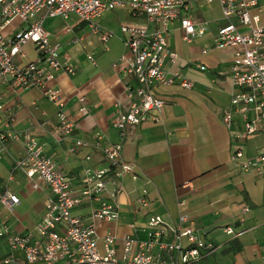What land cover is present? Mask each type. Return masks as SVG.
Wrapping results in <instances>:
<instances>
[{
    "label": "crops",
    "instance_id": "crops-1",
    "mask_svg": "<svg viewBox=\"0 0 264 264\" xmlns=\"http://www.w3.org/2000/svg\"><path fill=\"white\" fill-rule=\"evenodd\" d=\"M256 1L261 7L260 22L264 24V0ZM250 11L254 13L256 9ZM187 16L208 24L204 34L186 43L179 21L175 20L169 23L166 37L180 58L171 69L180 64L182 72L192 80V88L184 89L176 83L154 88V93L165 100L162 122L130 126L123 139L113 124L131 100L126 93V76L112 64L126 52L121 24L142 19L124 10L104 13L98 22L113 34L105 43L74 15L43 20L51 42L60 45L59 61L74 69L73 73L57 72L50 84L60 88L63 110L75 128L67 136L56 133L58 107L39 88L0 84V136H6L0 138V196L7 189L19 198L11 210L0 203V231L17 235L33 232L51 194L46 186L34 187L25 173L15 167L26 154L25 135L39 142L75 195L83 187L86 167L106 166L97 142H121V160L134 164L136 178L125 174L119 180L118 218H94L92 212L98 202L93 199L84 200L73 210L85 225H93L101 252L103 237L112 235L115 257L121 261L123 237L130 233L144 239L149 217L158 216L172 223L185 215L197 234L216 246V250L192 264H264V174L244 172L233 167L230 159L237 149L244 157H255L264 149V134L242 136L245 121L241 106L233 113L229 127L222 122L220 109L229 104L238 88L231 79L232 50L216 48L212 42L223 22L219 4L216 0H192ZM22 26L14 20L4 33L10 35ZM36 56L34 45L27 42L23 56H17L16 61L26 63ZM200 65H205L206 70H200ZM79 97L84 98L83 103ZM81 106L85 110L80 111ZM247 115L251 116V111ZM13 133L18 138L8 136ZM76 140L84 144L71 150ZM142 195L147 201L145 206L137 203ZM245 206L248 211L242 212ZM227 226L237 235H227ZM5 237L0 236V263L10 256L21 262L22 251L12 249Z\"/></svg>",
    "mask_w": 264,
    "mask_h": 264
},
{
    "label": "built area",
    "instance_id": "built-area-1",
    "mask_svg": "<svg viewBox=\"0 0 264 264\" xmlns=\"http://www.w3.org/2000/svg\"><path fill=\"white\" fill-rule=\"evenodd\" d=\"M192 0H0V84H10L18 88L37 87L44 97L58 107L56 133L67 136L72 133L75 123L63 110L64 99L60 88L50 82L57 72L73 73V67L59 61L60 45L52 43L42 22L46 17L68 19L71 15L87 24L90 31L102 42H107L112 32L101 27L100 17L113 10H124L141 21L123 23L126 52L113 64L120 67L126 76L125 88L130 105L121 112L114 122L118 135L124 138L126 129L151 121L162 122V109L165 100L154 93L158 86L178 84L191 89L193 82L181 70L171 66L179 63L178 53L167 42V29L170 22L178 20L183 30L182 39L190 43L207 29V23H197L187 16ZM212 3L214 0H206ZM221 8L223 22L212 36L216 48L232 50L231 79L238 92L234 93L227 106L220 109L222 122L229 127L233 113L242 107L244 131L242 136L255 133L264 134V24L260 22L261 7L256 0H216ZM251 8L256 12L252 13ZM14 20L23 26L10 35L4 33ZM80 38H78V41ZM31 42L36 50L35 60L18 63L17 56H23V46ZM206 53V50H202ZM88 59L92 57L88 55ZM206 70L205 65L198 67ZM83 103L84 98L79 97ZM3 108L0 96V109ZM85 110L84 106L80 111ZM247 111L252 115L248 116ZM9 120H13L9 116ZM16 139L18 135L9 134ZM6 136H0L4 139ZM25 157L15 163L32 181L34 187L46 186L50 196L45 203L44 213L33 228L25 235L6 234L0 236L12 249L22 251V261L11 256L1 264H192L204 254L216 250L214 243L204 240L190 225L187 216L181 215L178 221L166 223L158 216H151L146 226V237L139 239L128 233L122 240V260L115 257L112 247L114 237L105 235L102 239L103 252L98 248L92 224L85 225L73 213L84 200H95L98 207L92 216L99 220L113 221L118 218L117 195L119 180L125 174L133 179L134 164L121 160L122 143L101 145L97 142L106 166L86 167L83 171V187L79 194H73L70 183L46 156L39 142L29 135L24 138ZM84 144L76 140L74 150ZM90 157L87 156V159ZM231 164L244 172L264 174V149L255 157H244L241 150L231 154ZM145 194V190H143ZM106 196V197H105ZM16 194L5 189L0 203L8 210L18 204ZM141 206L147 204L144 195L137 199ZM245 206L242 212H247ZM187 224V226H183ZM134 228L133 224H130ZM227 235L237 233L232 227L224 228ZM36 235V236H34Z\"/></svg>",
    "mask_w": 264,
    "mask_h": 264
},
{
    "label": "rangeland",
    "instance_id": "rangeland-1",
    "mask_svg": "<svg viewBox=\"0 0 264 264\" xmlns=\"http://www.w3.org/2000/svg\"><path fill=\"white\" fill-rule=\"evenodd\" d=\"M43 28H44V30L46 31L45 27H43ZM35 225H36V224H35ZM35 225H34V227H35ZM34 227H33V228H34Z\"/></svg>",
    "mask_w": 264,
    "mask_h": 264
},
{
    "label": "trees",
    "instance_id": "trees-1",
    "mask_svg": "<svg viewBox=\"0 0 264 264\" xmlns=\"http://www.w3.org/2000/svg\"><path fill=\"white\" fill-rule=\"evenodd\" d=\"M1 264V263H0Z\"/></svg>",
    "mask_w": 264,
    "mask_h": 264
}]
</instances>
